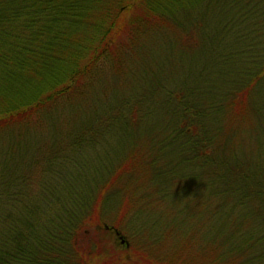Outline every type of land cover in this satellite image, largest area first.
I'll use <instances>...</instances> for the list:
<instances>
[{
	"label": "trees",
	"instance_id": "16d2710c",
	"mask_svg": "<svg viewBox=\"0 0 264 264\" xmlns=\"http://www.w3.org/2000/svg\"><path fill=\"white\" fill-rule=\"evenodd\" d=\"M0 142V264H264V0H0Z\"/></svg>",
	"mask_w": 264,
	"mask_h": 264
},
{
	"label": "rangeland",
	"instance_id": "374dc122",
	"mask_svg": "<svg viewBox=\"0 0 264 264\" xmlns=\"http://www.w3.org/2000/svg\"><path fill=\"white\" fill-rule=\"evenodd\" d=\"M195 9H198L197 11L198 12H200V11H203L205 8H204V6L202 5V6H196V8ZM195 12V13H193V14H199L198 12ZM129 15V14H128ZM198 16H201V15H198ZM197 16V17H198ZM213 19V20H209V19ZM208 20V22H207V24L209 23V25H211V26H213L214 25V22H215V19H214V17H207L206 15H205V17H204V21L206 22ZM106 60V59H105ZM122 62V61H121ZM132 63V62H131ZM110 64H111V60H106V62L105 63H103V64H101V68H102V70H100L101 71V74H100V77L102 78V79H104V80H111L112 78H114V77H112L115 73H113V71L111 72V69L109 68V66H110ZM126 64H128V62L126 63V62H124V63H121V66H128V65H126ZM131 66V65H130ZM131 70H132V68H130ZM115 71L116 72H118L119 70H116L115 69ZM99 77V78H100ZM96 81V80H95ZM97 83V82H96ZM95 87V86H94ZM95 91H97V92H95ZM93 90V94L91 93V95H90V98L92 99V100H94V101H97L96 100V96L99 98V96H101L102 95V93L104 92V89H102V88H99V89H96V90ZM59 119H62V121H64V122H66V120L64 119V116L63 115H61V116H59ZM26 136H32V135H29V134H27ZM46 136H49V134L48 133H45V132H38V133H36L35 134V137H36V140L37 141H41V140H44V139H46L47 137ZM5 137H7V136H5ZM22 137V142H27V143H29L28 142V140H26L27 138L26 137H24V135H22L21 136ZM30 138V137H29ZM32 139V141H33V138H31ZM26 140V141H25ZM10 141V139L9 140H7V141H3L2 142V144L4 145V144H8V142ZM1 143V142H0ZM33 144V143H32ZM23 145V144H22ZM30 148L29 149H26L25 148V146H22L21 148H19L18 150H19V154H20V156H19V158H24L25 159V162H27V161H30L31 159V157L30 156H28V155H24L25 153H34L35 152V147H32V146H29ZM8 150H9V146L8 147H6ZM45 164V163H44ZM42 166V165H41ZM40 166V164H39V166L37 167H35V172H36V174H37V172L38 173H40L41 171H42V167ZM24 170V169H23ZM104 237H105V239L107 240V239H110V240H112V234H106V235H104Z\"/></svg>",
	"mask_w": 264,
	"mask_h": 264
}]
</instances>
